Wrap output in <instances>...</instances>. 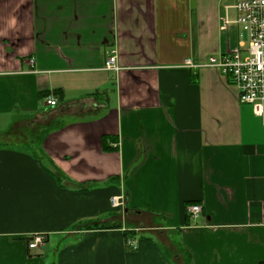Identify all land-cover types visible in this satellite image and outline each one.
I'll use <instances>...</instances> for the list:
<instances>
[{"label":"crops","instance_id":"obj_1","mask_svg":"<svg viewBox=\"0 0 264 264\" xmlns=\"http://www.w3.org/2000/svg\"><path fill=\"white\" fill-rule=\"evenodd\" d=\"M232 1L0 0V139L32 120L45 154L0 143V264L264 263V126L188 64L246 46Z\"/></svg>","mask_w":264,"mask_h":264},{"label":"built area","instance_id":"obj_2","mask_svg":"<svg viewBox=\"0 0 264 264\" xmlns=\"http://www.w3.org/2000/svg\"><path fill=\"white\" fill-rule=\"evenodd\" d=\"M229 9L233 11L232 16L228 14ZM233 27L241 30L240 36L245 34L247 37L243 49L238 48L210 56L204 64H188L193 67L214 68L229 77L238 89L240 103L249 105L253 114L260 118L264 126V0H233L232 4L225 6L221 29L225 31ZM240 45L243 47L242 43ZM103 68L115 73L120 70L115 54H111L105 60ZM45 104L55 106L57 100L48 97ZM122 197L118 195L110 198L112 209L123 208ZM187 211L192 218H196L201 207L193 204L187 208ZM44 242L43 234H35L31 236L28 247L40 248ZM126 245L136 249L132 239L126 240Z\"/></svg>","mask_w":264,"mask_h":264},{"label":"rangeland","instance_id":"obj_3","mask_svg":"<svg viewBox=\"0 0 264 264\" xmlns=\"http://www.w3.org/2000/svg\"><path fill=\"white\" fill-rule=\"evenodd\" d=\"M232 3H233V1H232ZM228 5H230V4H228ZM239 42L240 43H246L247 42L246 35L239 36ZM12 127H13V132L8 134L7 136L1 137L0 143L1 142H5V143L11 142L13 144H24L25 142L30 141L29 137H31L30 136L31 130L34 129L32 120H30V121L26 120L24 122L23 121L15 122ZM110 207H111V205H110ZM122 209H123L122 207L121 208H114V210L117 211L116 215L120 216L121 218H124V216L122 215L123 214ZM121 218H119V219L121 220ZM56 249L57 248H54L53 243L48 242L46 244V247H44V249L42 250L46 254L45 258H46V261L48 264H55V254L53 253V251ZM169 250L172 253V256L173 255L175 256V254H179L178 247L175 244L172 246L169 244ZM174 262H177V264H187L188 258L184 253H181L177 259L174 257Z\"/></svg>","mask_w":264,"mask_h":264},{"label":"trees","instance_id":"obj_4","mask_svg":"<svg viewBox=\"0 0 264 264\" xmlns=\"http://www.w3.org/2000/svg\"><path fill=\"white\" fill-rule=\"evenodd\" d=\"M30 136L31 137H29V138L31 140V143L27 144V146H26L27 151L31 152V154L35 158H39V157H41V158L43 157L44 158L45 154L43 153V151L41 149L40 140H39L41 137L38 136L37 134H34V133L33 134L31 133ZM105 142H106V139L104 138L103 139L104 148L105 149H109V148H106ZM54 177H55L56 181H58V182H60V180L62 178V176H60V178H59V176H57V175L54 176ZM110 228H122V225L115 223V224L111 225ZM123 232H124V235H125V242H126V240L133 238V229L124 228ZM175 233H176V231H174V234ZM164 252L167 254L166 251H164ZM187 258H188V263L187 264H190L191 263L190 258L189 257H187ZM261 264H264V263H261Z\"/></svg>","mask_w":264,"mask_h":264}]
</instances>
